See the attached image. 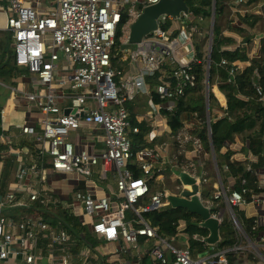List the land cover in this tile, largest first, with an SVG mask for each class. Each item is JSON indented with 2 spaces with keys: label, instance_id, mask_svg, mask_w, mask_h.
I'll use <instances>...</instances> for the list:
<instances>
[{
  "label": "built area",
  "instance_id": "obj_1",
  "mask_svg": "<svg viewBox=\"0 0 264 264\" xmlns=\"http://www.w3.org/2000/svg\"><path fill=\"white\" fill-rule=\"evenodd\" d=\"M157 1L121 0L126 5L123 13L128 18L124 31L143 7ZM183 17L194 19L189 13ZM120 18L121 12L114 0H0V31L7 33L12 41L10 48L15 66L34 75L37 84L47 90L44 94H24L23 97L25 104L40 113L39 131L17 125L20 135L33 139L35 145L31 152H27L26 147L10 145L5 134L0 133V145L8 146L0 155V176L4 159L13 157L16 162L13 178L0 190V264H93L92 255H103L100 247H92L84 239L78 245L71 231L73 224L66 226L55 218L56 207L70 210L71 215L76 216L78 205L75 203L79 204L80 211L93 218V223L86 224L80 213V228L89 226L90 233L98 240L119 241L125 252L135 255L137 264L145 255L153 264H167L170 259L171 264H227L223 251H207L192 258L187 248H177L159 237L157 228L150 227L143 218L144 213L166 207L169 196L184 198L183 192L190 191L189 186L177 187L176 194L167 191L148 194L145 180L135 178L129 168L135 165L148 176L161 162L153 152L155 146L131 151L130 135L137 134L139 128L131 124L127 105L141 96L148 97V114L143 122L149 141L166 135L179 149L187 143L194 153L203 148L199 138L184 126L175 135L171 134L166 113L173 111V105L153 103L146 82L166 68L174 84L170 87L166 82L153 89L161 100H176L183 96L185 89L195 86L192 71L199 63L192 45L195 28L182 24L176 33L163 30L161 26L171 18L161 16L150 35L117 55L112 48ZM124 61L128 73L123 68ZM204 62L207 66L206 57ZM225 64L222 60L221 65ZM235 70L231 64L229 74L233 75ZM59 72L64 75L58 76ZM66 86L72 90V95L67 107L69 112L64 115L51 90ZM256 91L260 93L259 88ZM82 126L102 131L101 150L74 152L68 135ZM207 132L209 134L208 129ZM157 147L163 149L165 144ZM181 153L180 150L174 158ZM147 155L151 161L146 160ZM96 166L100 168L97 175L100 181H105L110 174L114 179L115 189L109 196L96 195L100 192L93 179ZM47 170L79 174L85 178L86 189L73 193L68 203H61L47 186ZM180 172L194 180L195 196L202 203L201 190L207 182L205 174H197L191 162L182 166ZM243 183L241 180L240 184ZM246 192L245 188L239 192L220 186L213 192L212 200H222L230 213V209L248 202L243 197ZM145 198H148L147 203H144ZM204 207L210 211L217 205ZM128 212L133 215L129 219L126 218ZM46 214L54 217L55 222L47 221ZM210 216L221 222L217 215ZM231 221L239 231L232 217ZM183 227L184 224L178 225V229ZM80 237L84 238L83 231ZM139 238H143L144 243L155 240L157 244L143 247ZM192 239L204 240L197 235ZM233 249L239 250L238 247Z\"/></svg>",
  "mask_w": 264,
  "mask_h": 264
},
{
  "label": "trees",
  "instance_id": "obj_2",
  "mask_svg": "<svg viewBox=\"0 0 264 264\" xmlns=\"http://www.w3.org/2000/svg\"><path fill=\"white\" fill-rule=\"evenodd\" d=\"M249 3H256L262 0H248ZM188 7V13L191 17L209 19L212 12V0H185ZM227 0H215L214 2V27L212 30V40L210 49V61L208 69V85L217 86L218 90L223 94L226 101V108L224 110L225 117L209 122V134L206 129V97L208 103V111L210 112L211 106L216 105L217 101L208 90L207 96L205 94V79H206V64L204 62L203 47L206 43V37H196L194 39V49L196 58L199 63L193 66V74L196 77V84L193 88L185 89L182 97L176 100H161L159 96L154 92V88L169 82V86L174 84L173 79L169 78V72L164 68L159 73H156L153 77L147 78L146 82L150 87V98L153 103L165 105H173V111L166 113L167 125L171 130V134L175 135L176 132L184 125L185 119L189 115L193 116L198 125L193 129L192 134L199 138L202 146L209 150V140H211L212 149L214 152L216 168L218 176L221 182L226 177L233 179V189L235 191L246 189V193L243 195L246 201H250L252 196L263 194L264 189L259 188L254 169L257 165L261 164V156L264 151V37L261 40V57L257 60L251 61L250 65L240 72H236L233 75L229 74L231 63L234 61H244L246 59L244 49H236L228 52L223 51L221 47L230 41L224 39L221 36V29L219 25V19L227 15ZM128 21L127 15L121 13L120 22L117 25L114 35V45L112 52L115 49L118 51L122 38L124 36V26ZM243 21L254 23L256 18L251 15H245ZM163 30L170 29L169 22H165L161 26ZM0 42V112L4 108L5 99L9 94V90L5 87H14L15 80L18 76L26 74L27 71L23 68L15 66L13 62V55L10 49V37L7 33L4 34ZM115 53V52H114ZM226 61L225 65H221V61ZM5 90H4V89ZM259 88V94L256 91ZM6 107V106H5ZM208 112V113H209ZM130 122L132 125H136L139 128L137 134L130 135L131 151L135 152L140 148H151L155 140H148V129L145 127L144 122H137L134 115L130 114ZM245 135L249 141L248 150L252 156L258 158L257 164L243 162L230 161L229 154L225 153L220 155V149L226 142H232L235 136ZM175 148L178 144L171 139H168ZM28 140H21L19 146L28 145ZM33 149V148H31ZM6 146L0 145V155L5 152ZM177 158V165L181 164L182 155ZM13 157H8L3 160V167L0 176V190H4L7 183L11 180L10 173L13 170ZM250 167L247 171L246 168ZM158 167V166H157ZM135 178H143L148 186V194H153L157 190L162 191V184L157 181L159 174H168V169L160 168V172H156V165L151 175L145 176L141 171L137 169L135 165L129 166ZM9 180V181H8ZM244 180L243 185L240 181ZM206 189L202 188V198H207L211 192H214L216 188L215 179H208ZM213 187V188H212ZM148 198L144 199V203H147ZM234 216L242 228L245 236L248 240L253 241L257 229L251 219L242 218L236 207L232 208ZM57 215L55 218L62 220L64 225H68L70 222L73 224L71 231L76 238V242L79 245L81 240L84 239L92 247L96 243H90L88 241L89 234L85 232L83 228H80L79 223H73V219L67 213V211L56 207ZM224 212V205L219 204L217 207L210 209L209 213L212 215H220L221 222L218 227L220 240L215 243L214 251H223L227 264H246L247 262L254 263L257 261V257L251 251H236L233 248L240 243L243 244L244 240L240 233L234 228L232 221L228 216L222 214ZM51 218H50V217ZM54 216V215H53ZM44 218L47 221L55 222V218L51 215H45ZM143 218L146 220L150 227L157 228V234L159 237L166 239L170 243V240L179 241L180 244L187 248L193 256L202 254L209 251L206 238L209 231L204 227L201 222V218L198 214L190 212L181 207H172L167 205L166 207L151 211L143 214ZM184 224L183 229H178V225ZM83 231L84 238L80 237V233ZM180 235L186 236V240L182 241ZM193 235L202 237L204 240H194ZM140 243L144 239L138 240ZM149 247L155 244L151 240H147ZM244 254V257H243ZM140 264H153L148 255H145ZM159 264V263H155ZM167 264H171V259Z\"/></svg>",
  "mask_w": 264,
  "mask_h": 264
},
{
  "label": "crops",
  "instance_id": "obj_3",
  "mask_svg": "<svg viewBox=\"0 0 264 264\" xmlns=\"http://www.w3.org/2000/svg\"><path fill=\"white\" fill-rule=\"evenodd\" d=\"M116 1V8L123 13L126 9V5L121 3V0H114ZM213 1V0H212ZM213 5V4H212ZM227 15L221 17L219 19V25L221 29V36L224 39L229 40L230 42L224 44L221 49L223 51H234L236 49H244L246 59L244 61H234L231 64L235 66V73L240 72L246 67H248L253 60H257L261 57V40L264 37V0L256 2V3H249L248 0H227ZM245 15H251L256 18V21L252 24L250 21H243V17ZM167 22L170 24L169 31L176 33L178 31L179 26L182 24L186 27H194L195 33L192 37V45L194 48V39L196 37H206V43L203 47L204 56L207 58L208 50L211 49V41H210V25H211V16L209 19H202V18H194L192 20L185 19L181 16L179 19H170ZM190 22V23H189ZM214 23V22H213ZM214 27V24H213ZM5 32L0 31V42L3 41ZM212 40V35H211ZM210 44V45H209ZM209 47V48H208ZM11 49V48H10ZM12 51V50H11ZM195 51V49H194ZM196 56V54H195ZM210 61V59H209ZM61 65V64H59ZM123 68L126 70L125 72L128 73V66L127 63L123 62ZM130 72V71H129ZM132 73V72H131ZM64 75V72H59L58 76ZM10 92L5 99L4 108L0 112V133L5 134L8 138L10 145H20L21 140H28V145H23L26 147L27 152H31L34 148L33 139H29L20 135V131L17 127L19 124H23L26 126H30L35 128L39 131V119L40 113L39 111L34 108L30 107L24 102V94H33V93H46V88L37 84L36 78L34 75H30L28 73L22 74L18 76L15 80V86L7 88ZM210 89L211 93L213 94L214 98L217 101L216 105H212L210 112L208 111V104L206 107L207 118L210 121H216L223 117H225V108H226V101L223 94L218 90L216 84L212 85L211 88L208 85V90ZM57 96L58 106L61 110V114H67L69 109V97L72 95V90L69 86L63 88H57L51 90ZM148 97L141 96L135 99L133 103H129L127 108L129 113L134 115L136 121L145 122L147 119L146 116L148 114ZM6 106V107H5ZM209 112V113H208ZM198 125L196 119L189 115L187 119L184 121V127L192 134L193 129ZM207 128V125H206ZM102 131L97 128H89L82 126L78 129L72 130L69 132L68 138L69 141L72 143L74 152L80 153L83 150L88 151L89 153H96L97 151L101 150L102 139L99 137L101 136ZM195 136L194 134H192ZM168 137L162 136V138L156 139L155 143H153V152L157 153L161 162L156 164V168L164 169L165 167L168 169V174H163L157 181L162 185L164 182L169 181L171 183H178L179 187L183 184L179 179L180 168L185 166V164L191 162L194 164L197 174L203 175L208 181L211 178L215 179L216 188L219 189L220 186L227 187L230 191L233 189V179L230 177H226L223 182L220 181L218 178L215 168L213 159L210 153V149L207 150L204 147L198 152L194 153L190 144H184L179 149L178 147L175 148L173 144L167 140ZM162 143L165 144V147L159 149V145ZM249 141L245 135H238L235 136L232 142H226L223 147L220 149V155L225 153L229 154L230 161L234 162H243L246 161L248 163L257 164L258 158L252 156L250 151L248 150ZM6 149L8 148L7 145ZM151 147V148H153ZM150 148V147H149ZM182 151V159L181 164L177 165V158H174L176 153ZM7 151V150H6ZM5 151V152H6ZM3 153V152H2ZM215 158V157H214ZM261 164L257 165L254 169V173L256 175V179L258 182V186L261 189H264V151L261 156ZM147 161H151L150 155L146 156ZM14 162V158H13ZM158 166V167H157ZM99 166L93 168V179L96 181L100 192L97 193V196L106 195L109 196L110 192L114 191L115 189V182L114 179L111 177V174L108 175L105 181H100L97 178L99 173ZM114 171V168L112 167ZM15 169L10 173V178H13V173ZM46 183L49 187L50 191L52 192L53 196L61 201V203L69 202L70 197L75 192L84 191L86 188L85 178L76 173H54L50 170H47L45 173ZM219 179V180H218ZM9 181V180H8ZM176 186V188L178 187ZM213 188V187H212ZM159 191V190H157ZM156 191V192H157ZM162 191H167L162 189ZM168 192V191H167ZM213 192L207 197L210 199ZM204 198V197H203ZM252 201H248L246 204L236 207L238 210L239 215L245 219H251L254 223L255 228L257 229L255 237L253 241L244 237V235L240 233L242 239L244 240L243 244H239L238 251H251L253 254L256 255L257 261L254 263L247 262L246 264H264V195L258 194L252 196ZM202 201V196H201ZM213 201V200H212ZM205 204L202 201L203 206H210L212 204ZM216 205L223 204L224 205V212L222 214H229L225 203L220 200L215 202ZM75 208L76 216L71 215V211L67 210V213L70 215L71 218L81 220L80 217L81 211L79 210V204ZM213 215V214H212ZM221 215V214H220ZM220 217V216H217ZM54 222V221H53ZM220 224V223H219ZM84 229V228H83ZM85 232L89 234V237H94L90 233V227L85 226ZM217 243L220 240L219 232L217 233ZM209 235V234H208ZM140 239V238H139ZM143 239V238H142ZM97 244L95 246L100 247V250L103 251V255L98 253L97 255H92V263L93 264H137V260L135 259V255L133 256L130 252H125L123 250V245L117 242H105L96 239ZM214 244H208L210 247L209 252L214 251ZM181 247H183L181 245ZM244 257V254H243Z\"/></svg>",
  "mask_w": 264,
  "mask_h": 264
},
{
  "label": "water",
  "instance_id": "obj_4",
  "mask_svg": "<svg viewBox=\"0 0 264 264\" xmlns=\"http://www.w3.org/2000/svg\"><path fill=\"white\" fill-rule=\"evenodd\" d=\"M214 2L212 5V12H211V25H210V41H211V35L213 30V22H214ZM188 7L186 5L185 0H158L156 3L147 5L142 8V10L139 12L137 17L128 25V31L126 39L121 42L120 44V51L124 52L129 50L132 46L139 43L143 38L150 35L158 26V21L161 16H169L172 19H179L181 16L188 14ZM210 45V44H209ZM209 48V47H208ZM209 59H210V48L208 50L207 60L208 64L206 66V79H205V94L207 96L208 93V69H209ZM207 97H206V106H207ZM207 129L209 128V120L207 118ZM209 147H210V153L213 159L214 168L216 173V162L214 158V152L212 149L211 140H209ZM218 176V174H217ZM179 179L182 182L183 185L189 186L190 191L183 192L184 198H177L174 196L167 197L168 205L172 207H181L184 208L190 212L196 213L200 216L202 222L201 224L206 227L209 231V235L206 238V241L208 244H214L217 240L218 236V227L219 223L217 220L210 216V213L207 208H205L202 203L198 200L197 196H195V193L197 191V187L194 184V180L190 177H188L184 173L179 174ZM219 178V176H218ZM230 215L234 222L238 226V230L241 232L242 235L245 236L242 228L238 224L233 210L230 209Z\"/></svg>",
  "mask_w": 264,
  "mask_h": 264
},
{
  "label": "rangeland",
  "instance_id": "obj_5",
  "mask_svg": "<svg viewBox=\"0 0 264 264\" xmlns=\"http://www.w3.org/2000/svg\"><path fill=\"white\" fill-rule=\"evenodd\" d=\"M127 31H128V27H127V29H125V31H124V36H123V38H122V42L126 39V36H127ZM12 41L10 40V43H11ZM116 53L117 55H121V54H123V53H121V51H120V49H118V51L115 49V51H113V53ZM6 89L8 88V86H6L5 87ZM4 89V88H3ZM5 90V89H4ZM8 90V89H7ZM2 91L3 90H1V92L0 93H2ZM0 102H1V100H0ZM13 167H14V169H15V167H16V162H15V160H14V164H13ZM179 184L178 183H171L170 184V182L169 181H166V182H164V184L162 185V188L163 189H165V190H167L169 193H171V194H176L178 191L176 190V186H178ZM204 185H206V183L204 184ZM203 185V186H204ZM202 186V188H204V189H206L205 187H203ZM179 187V186H178ZM202 201L205 203V204H210L211 203V201H212V196H210V199H207V198H202ZM214 204H216L214 201H212V206L214 205ZM214 207H212L211 209H213ZM81 214H83L84 215V218H85V223L86 224H90V223H93V218L91 217V216H88L87 214H85L84 213V211L81 209ZM226 216H228L229 218H230V220H231V217H230V213L227 215V213L225 214ZM133 215H132V213L131 212H128L127 213V215H126V218L127 219H129V218H131ZM219 216H220V214H219ZM50 217V216H49ZM51 218V217H50ZM75 222H77V223H79V226H80V221L79 220H73V223L75 224ZM82 228H84V230H85V226L83 225V227ZM180 237H182L183 239H181L182 241H185L186 240V236H184V235H180ZM88 241L90 242V243H96L97 241H96V238L95 237H90L89 239H88ZM101 241V240H100ZM151 241H153V243L154 244H157V241H155V240H151ZM145 242V240L143 241V242H139V244L140 245H142L143 247H149L148 246V244H147V241H146V243H144ZM170 244L171 245H173V246H175V247H177V248H181V244H180V242L179 241H174L173 239L172 240H170ZM96 245V244H95ZM94 245V246H95ZM191 257L192 258H194L195 256H193L192 254H191Z\"/></svg>",
  "mask_w": 264,
  "mask_h": 264
}]
</instances>
